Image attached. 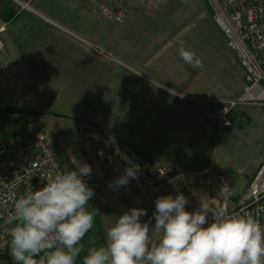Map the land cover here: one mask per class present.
Wrapping results in <instances>:
<instances>
[{
  "label": "rangeland",
  "instance_id": "1",
  "mask_svg": "<svg viewBox=\"0 0 264 264\" xmlns=\"http://www.w3.org/2000/svg\"><path fill=\"white\" fill-rule=\"evenodd\" d=\"M154 1L157 7L151 12L158 14V20L167 25L166 27L162 23L163 32L166 35L170 34V40H163L161 54L154 60V64L165 74L166 79L159 81L148 77V80L156 87L165 85L173 88L182 96L218 99L239 96L241 89L236 78L241 76L243 71L238 66L234 54L227 48L225 39L213 23L203 0ZM73 14L79 20L82 29L71 30L88 43L99 47H104L112 30L120 25L113 19L94 16L88 5L87 10L74 8ZM67 37L68 41H73ZM180 41L184 42L186 50L194 52L202 61L201 68L193 69L184 63L178 53ZM65 44L69 45V42ZM82 47L91 52L87 44H83ZM6 58L8 60H0V64L4 66V80L13 86H4L8 100L5 103L1 98L2 107L8 105L10 96L13 107L36 113L38 116L33 117L36 125L56 151L57 142L66 149L74 143L84 147L89 138L81 137L84 131L81 122L105 118L107 125L103 123V127L111 128L104 127L109 131L111 138L120 136L122 131L124 139L158 161L180 164L196 162L197 166H205L216 157V162L224 166L233 179L229 191L232 203H235L243 193L252 174L264 160V109L260 107H236L231 129L224 131L220 137H217V125L206 117L208 111L213 112L217 109V105L203 101L205 99L180 98L179 95L169 92L164 95V92L158 90L145 93L136 90L132 93L129 92L132 88L119 86L115 90V97L119 99L120 110L115 112L93 108L89 109L88 114L83 115L75 110H65L60 102L49 100L46 95L32 91L31 84L33 88L40 84L34 82L32 76L26 74L23 69V65L28 66V57ZM241 83L242 80L240 85ZM0 85L3 88L1 78ZM150 99L151 105L154 104L156 109L148 110L149 107H143L144 104L149 105ZM181 99H185L183 101L185 104L192 105L191 109L194 110V107L199 109L202 117L185 118L186 113L191 112L185 110L181 117L173 118L172 112L178 114L179 110L172 111L170 106L182 103ZM212 127L215 130H212ZM197 129L199 131L191 136ZM67 154L61 155L60 158L66 171L76 170L73 154L71 152ZM90 155L93 156L91 151ZM70 159L74 161L70 162ZM91 159L96 175V186L90 187L95 195L89 200L87 211L91 212L94 218L98 216L101 232L106 237L107 229L115 223L116 218L128 212V209L120 201L115 188L109 187L110 182L106 177L103 163L94 157ZM185 198L189 201L186 205L189 212L198 209L201 202L208 205L210 211H216L221 196L216 187L212 192L192 187ZM8 243L11 246V243Z\"/></svg>",
  "mask_w": 264,
  "mask_h": 264
},
{
  "label": "clouds",
  "instance_id": "2",
  "mask_svg": "<svg viewBox=\"0 0 264 264\" xmlns=\"http://www.w3.org/2000/svg\"><path fill=\"white\" fill-rule=\"evenodd\" d=\"M178 53L193 69L203 66L183 41ZM137 170L138 166L126 168L109 187L138 179ZM91 171L83 164L58 172L46 186L16 201L17 223L10 230L14 264H77L83 251L81 241L94 225L87 208L95 193L83 179ZM221 191L227 199V188ZM188 203L183 194L158 197L148 222L141 221L146 209L131 208L107 229L105 245L89 249L82 264H264L261 210L246 216L228 215L223 210L210 211L201 202L189 212ZM153 219L154 227H150ZM41 255L43 259L38 260Z\"/></svg>",
  "mask_w": 264,
  "mask_h": 264
},
{
  "label": "built area",
  "instance_id": "3",
  "mask_svg": "<svg viewBox=\"0 0 264 264\" xmlns=\"http://www.w3.org/2000/svg\"><path fill=\"white\" fill-rule=\"evenodd\" d=\"M35 0H13L17 11L33 12ZM91 8L94 16L110 18L122 24L129 11L127 0H81ZM215 26L222 33L227 48L234 54L238 66L243 71L240 85L241 93L235 98L207 100L217 105V109L208 114L214 121L218 132L222 133L232 125L229 114L238 106H256L264 109V0H203ZM8 23L0 19V35L7 29ZM88 47L98 56L114 60L113 55L91 43ZM0 40V52H3ZM0 107L2 100L0 97ZM28 137L15 136L8 141L0 139V234L8 236L17 223L14 215L16 201L28 193L46 186L58 172H66L58 153L47 140L30 125ZM89 146L97 159L103 163L106 177L112 183L125 174V169L138 166V179H132L126 186H115L119 199L127 207L143 208L147 215L141 218L148 222L155 211L158 197L183 194L185 197L192 187L212 192L216 187L221 199L216 210L228 215L246 216L260 211V221L264 224V160L250 178L243 193L235 203L230 195L225 199L221 191L226 187L228 193L233 185L229 175H216L212 162L205 166L181 164L154 165L144 162L130 149L116 143L102 147L94 138ZM75 167L87 164L91 175L83 177L88 186L95 182L93 170L87 154L71 144ZM69 156V155H68ZM70 159V162L74 161ZM212 222V216L208 223ZM154 219L150 227H154ZM208 225L206 224L205 227Z\"/></svg>",
  "mask_w": 264,
  "mask_h": 264
},
{
  "label": "crops",
  "instance_id": "4",
  "mask_svg": "<svg viewBox=\"0 0 264 264\" xmlns=\"http://www.w3.org/2000/svg\"><path fill=\"white\" fill-rule=\"evenodd\" d=\"M77 7L80 10H87L85 1L35 0L32 4L33 12H18L13 0H0V19L8 23L6 31L0 35L4 49L3 52H0V60L3 61L7 59L6 57H28V66L23 65V69L26 74L32 76L34 82L40 84L36 88H33V84H31L33 92L46 95L49 100L60 102L65 110H75L83 115L88 114L89 109L93 108H101L105 111L115 110V112L120 110L119 99L115 97V90L119 86L132 88L129 90L132 93L136 90H141L142 93L158 90V92H164V95L169 92L179 95L180 98H188V100L218 99L182 96L173 88L165 85L156 87L148 80V77L159 81L166 79L165 74L154 64V60L161 54L163 40H170V34L166 35L163 32V22L158 20V14L151 12L157 7L154 0H127L126 7L129 11L127 17L122 24L112 30L104 47H100L112 54L114 60H107L92 50L89 52L82 47L88 42L71 30L82 29L79 20L73 14V9ZM164 25L167 27L166 24ZM67 36L73 40V43L68 41ZM65 42H69V45ZM3 69L4 66L0 64V78L3 86L2 88L0 85V96L6 103L8 98L4 86L12 87L13 84L4 80ZM242 79L243 73L236 78L239 88H241ZM43 88L44 90H42ZM53 94H55L54 97ZM9 98V103L5 107L12 106V98L10 96ZM184 100L181 99L182 103L170 106L172 111L179 110L178 114L172 112L173 118L181 117L185 110H191L190 114L186 113L185 118L189 116L202 117V114L198 112L199 109L196 107L194 110L191 109L192 105L185 104ZM151 103L150 99L149 105L144 104L143 107H149L148 110L156 109ZM96 104L98 105L94 107ZM209 113L211 112L208 111L206 114L207 119H209ZM103 123L107 125L105 118L82 121L81 128L84 129L82 136L93 134L92 128L95 125L108 128V126L103 127ZM213 123L216 124L214 121ZM212 130L215 129L212 127ZM227 130L229 129L224 131ZM196 131L199 130L192 132L191 136ZM224 131L219 133L217 127V137H220ZM123 135L124 133L121 131L119 137L124 139ZM124 140L128 142L126 139ZM56 145L59 158L61 155L65 156L67 154L66 147H61L58 142ZM86 148L88 150L87 146ZM153 160L155 161H152L154 165L180 164L158 161L156 158ZM212 163L216 175H228L224 166L216 162V157ZM63 167L65 169L64 165ZM91 186H96V183L89 187Z\"/></svg>",
  "mask_w": 264,
  "mask_h": 264
},
{
  "label": "trees",
  "instance_id": "5",
  "mask_svg": "<svg viewBox=\"0 0 264 264\" xmlns=\"http://www.w3.org/2000/svg\"><path fill=\"white\" fill-rule=\"evenodd\" d=\"M16 108H18V107H16ZM34 116L35 115H32V116H27V115L9 116L6 114L5 108L0 107V139H2V141L6 142L15 136H20L23 138L28 137L31 134L30 125H33V129L36 132H39L47 140L44 133L36 125V123L33 119ZM233 117H234V111H232L229 114V119L231 120L232 123L234 121ZM231 127H232V125H231ZM93 130H95V131H93ZM92 131H93V134H88V136H85V137L89 138L86 145L84 147L81 145L80 146L78 145V146L82 149V151L84 153H86V154L88 153L87 157H88V160H89L93 170H94V167L92 164L91 157L96 158V156H95L94 152L92 153V151L90 149L91 145L89 146V144H88L91 138H94L96 140V143L102 147H105V145L109 144V143L119 144L123 147L130 149L136 156H138L144 162H146V163L148 162L149 164H153L152 161H154L153 160L154 158L152 156H148L147 154L139 151L135 146H133L129 142H126L124 139H122L119 136H115V137L111 138L109 135L110 133L107 129H104L102 127L95 125L92 128ZM47 142L49 143L48 140H47ZM74 144L77 145V143H74ZM86 146L89 148L88 150H87ZM90 151H91L93 156L90 155ZM58 158H59V156H58ZM59 160H60V158H59ZM98 160H100V159H98ZM210 163H211V161H210ZM195 164H196V162L193 164H189V165L197 166ZM257 168H256V170H257ZM213 170H214V168H213ZM256 170H255V172H256ZM255 172L252 174V176L255 174ZM95 181H96V178H95ZM97 219H98V216H96L94 218L93 228L85 235V237L81 241V244L83 246V251L81 252L79 259L77 260V264H82L83 257L85 255H87V252L89 249L94 248V247L98 248V247L104 246L106 243V237L101 232L100 225H99V222ZM8 242L11 243V235L9 234L8 236L5 237V236H2L0 234V261H1L0 264H14V261H13L12 256H11V246ZM40 258H41V260L43 259L42 255L40 257H38L37 259L40 260Z\"/></svg>",
  "mask_w": 264,
  "mask_h": 264
},
{
  "label": "water",
  "instance_id": "6",
  "mask_svg": "<svg viewBox=\"0 0 264 264\" xmlns=\"http://www.w3.org/2000/svg\"><path fill=\"white\" fill-rule=\"evenodd\" d=\"M6 114L9 116H17V115H27V116H32V115H37L34 112H29L25 109L22 108H16L13 106H7L5 107Z\"/></svg>",
  "mask_w": 264,
  "mask_h": 264
},
{
  "label": "flooded vegetation",
  "instance_id": "7",
  "mask_svg": "<svg viewBox=\"0 0 264 264\" xmlns=\"http://www.w3.org/2000/svg\"><path fill=\"white\" fill-rule=\"evenodd\" d=\"M207 100H211V99H207ZM207 100H203V101H207ZM207 102H209V101H207Z\"/></svg>",
  "mask_w": 264,
  "mask_h": 264
}]
</instances>
